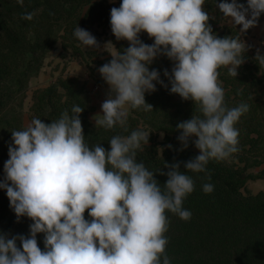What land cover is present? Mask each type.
<instances>
[{
    "label": "clouds",
    "instance_id": "clouds-1",
    "mask_svg": "<svg viewBox=\"0 0 264 264\" xmlns=\"http://www.w3.org/2000/svg\"><path fill=\"white\" fill-rule=\"evenodd\" d=\"M17 3L23 6L24 0ZM204 5L205 0H122L119 8L110 10L113 36L129 47L120 51L111 41L103 46L111 60L98 72L109 94L96 121L105 129L126 128L129 106L152 110L145 93L162 82L148 66L163 55L173 62L171 74L164 73L170 93L198 104L202 113L177 125L180 150L195 137L199 155L184 163L183 172L179 163L164 164L169 170L158 173L167 176L161 185L154 179L157 173L136 160L149 132L113 136L110 150H105L101 144L86 143L79 119L83 107L74 106L75 115L65 111L47 124L34 118L24 130L11 133L5 178L0 181L16 217L32 223L27 236L0 233V264H170L166 213L191 218L182 207L195 189L189 173H206L209 160H225L239 151L235 125L249 110L245 103L227 108L218 79L221 67L234 78L238 75L248 46L240 37L218 38ZM216 7L244 33L264 13V0H247L246 6L222 0ZM34 15L27 12L21 19L30 21ZM142 32L154 43L144 44ZM74 36L87 48H100L87 30L76 26ZM255 59L264 64L259 53ZM202 190L209 194L214 186L205 183ZM38 234H43V249Z\"/></svg>",
    "mask_w": 264,
    "mask_h": 264
},
{
    "label": "trees",
    "instance_id": "trees-1",
    "mask_svg": "<svg viewBox=\"0 0 264 264\" xmlns=\"http://www.w3.org/2000/svg\"><path fill=\"white\" fill-rule=\"evenodd\" d=\"M220 2L205 0L212 32L218 38L240 37L248 46L235 78L228 74L227 67L218 69L224 103L227 108L245 103L249 110L235 125L239 131V151L225 160H209L206 173H189L195 189L184 199L182 207L191 212V218L185 221L166 213L169 221L166 254L170 264H264V191L255 194L246 191L249 181L264 179V64L255 59L257 53L264 56V50H255L243 40L240 26L230 22L231 18L216 7ZM121 3L118 0L113 6L107 0H24L21 6L17 0H0V181L5 178L3 168L9 158L11 133L26 128L23 103L29 80L41 70L49 53L59 46L61 57L70 54L85 65L90 79L96 84H106L97 67L111 58L103 57L96 61V68H91L90 61L101 55L98 49L87 48L78 41L74 30L76 26L87 30L100 47L104 40H109L117 50L127 49L128 42L118 41L110 27V10L119 8ZM237 3L246 6L247 0ZM27 12L35 13L30 21L21 19ZM263 20L264 13L257 23ZM139 39L147 45L154 43L143 32ZM148 67L159 73L162 83L155 84L154 92L145 93V102L152 110L129 106L126 128L93 125L87 117L90 104L86 82L71 76H60L47 87L33 91L28 120L31 123L39 118L47 124L59 119L65 111L75 115L74 106L83 107L79 119L86 143L90 147L101 144L105 150H110L108 142L113 136L127 137L138 130L149 132L148 144L137 150L136 160L157 173L154 179L163 185L167 176L158 173H167L169 169L164 164L179 163L183 172L184 163L199 155L195 137H190L187 148L180 150L181 132L177 125L202 113L198 104L170 93L171 85L164 73L171 74L172 61L159 55ZM205 183L214 186L209 194L202 190ZM85 219H89L87 212ZM31 223L27 217H16L6 191L0 189V233L8 238L27 236ZM43 240V234H38L41 249Z\"/></svg>",
    "mask_w": 264,
    "mask_h": 264
},
{
    "label": "rangeland",
    "instance_id": "rangeland-1",
    "mask_svg": "<svg viewBox=\"0 0 264 264\" xmlns=\"http://www.w3.org/2000/svg\"><path fill=\"white\" fill-rule=\"evenodd\" d=\"M107 2L110 5L115 6L118 3V0H107ZM230 22L232 21L230 20ZM242 36L243 40L250 42L255 50H264V20L257 23L255 27L242 33ZM106 42H109V40H104L103 44L98 49V53L101 57L90 61L89 65L91 68H96V61L103 59V57L111 58V56L103 50V46ZM60 52L61 49L58 46L56 50L49 53L41 70L34 74L29 80L23 103V124L26 127L30 124L28 117L32 104L33 91L38 88L47 87L48 85L54 83L60 76L77 77L81 81L86 82L85 85L90 104V110L87 117L93 125H97L98 123H96V121L101 119V116H99L102 115L101 105L109 94L107 84H96L92 79H90L85 65L80 60H77L74 57L72 58L70 54H67L66 57H61ZM98 69L99 67H97V70ZM246 191L253 194L259 191H264V179L249 181L246 185Z\"/></svg>",
    "mask_w": 264,
    "mask_h": 264
}]
</instances>
